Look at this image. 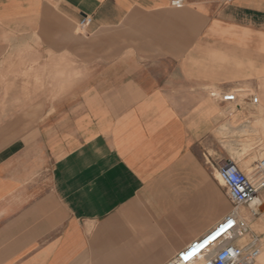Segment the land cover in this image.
Returning a JSON list of instances; mask_svg holds the SVG:
<instances>
[{"label": "crops", "instance_id": "1", "mask_svg": "<svg viewBox=\"0 0 264 264\" xmlns=\"http://www.w3.org/2000/svg\"><path fill=\"white\" fill-rule=\"evenodd\" d=\"M172 1L0 0V264H170L232 214L264 264V191L212 172L264 155V0Z\"/></svg>", "mask_w": 264, "mask_h": 264}, {"label": "built area", "instance_id": "2", "mask_svg": "<svg viewBox=\"0 0 264 264\" xmlns=\"http://www.w3.org/2000/svg\"><path fill=\"white\" fill-rule=\"evenodd\" d=\"M183 5L184 0L172 1V6L176 8H181ZM91 22L90 17L83 18L79 22V29L87 28ZM240 95H243V99L252 98L254 104L258 102V97L250 92L241 94L238 91H232L218 94L216 97L223 103L235 104L240 108ZM251 169L248 173L243 172L234 160H228L218 166L217 173L233 204L237 208L246 206L250 208L253 215H256L261 207L256 200L264 191V158L258 160ZM248 234L247 223L239 219L236 214H232L204 239L189 246L170 264H189L195 257H190L189 252L195 250L198 245H202L201 250L205 248L202 257L206 258V261L203 264H253L261 253L259 238L252 236L241 246L235 244L237 240H245ZM215 248L219 250L213 254L212 251Z\"/></svg>", "mask_w": 264, "mask_h": 264}, {"label": "rangeland", "instance_id": "3", "mask_svg": "<svg viewBox=\"0 0 264 264\" xmlns=\"http://www.w3.org/2000/svg\"><path fill=\"white\" fill-rule=\"evenodd\" d=\"M209 92L214 94V95H218L221 93V91H217L214 88L209 89ZM229 92V91H228ZM239 93H244L246 91H238ZM222 93H226V92H222ZM243 95H240V98H242ZM37 100V98H28V111L34 110V106H35V101ZM241 103V102H240ZM247 122V120H236L233 124L234 127L238 126L239 124H245ZM252 129H254L256 127V125H251ZM250 128L246 129V132L243 135H236L237 136V143L242 146L244 148V154L242 156L237 157V160L243 159L247 154L251 153V148L255 147L257 145V142L251 141V134L249 132ZM225 134H221V140H224ZM264 143V140H263ZM223 145H226V143H224ZM264 144H262L261 146H263ZM260 158H264V156H261ZM245 166L243 168H241V170H246L247 173L250 172L253 167V163L252 161H242ZM241 162V163H242ZM222 162H220L218 165H215V167L212 169V172L214 174V176L216 175L217 172V168L218 166L221 164ZM225 188V187H224ZM226 190V189H225ZM245 243V240H237L235 242L236 245L241 246L242 244ZM198 264H202V262H199Z\"/></svg>", "mask_w": 264, "mask_h": 264}, {"label": "bare ground", "instance_id": "4", "mask_svg": "<svg viewBox=\"0 0 264 264\" xmlns=\"http://www.w3.org/2000/svg\"><path fill=\"white\" fill-rule=\"evenodd\" d=\"M262 155V154H261ZM260 155V156H261ZM264 156V155H263ZM219 176V175H218ZM219 179H220V181H221V184L223 185V182H222V180H221V178L219 177ZM256 203L257 204H260V203H262L261 202V200L260 199H257L256 200ZM241 218V217H240ZM208 245H210V244H208ZM201 248H202V245H198L196 248H195V254L193 255L192 253H193V251L194 250H191V252H189L190 253V257H193V256H195L194 258H193V261H191L189 264H197L198 262H202V264L206 261V258H204V257H202V253L204 252V250H205V248H203L202 250H201ZM207 248V247H206ZM201 250V251H200ZM198 258H199V260H198ZM262 259V258H261Z\"/></svg>", "mask_w": 264, "mask_h": 264}, {"label": "snow or ice", "instance_id": "5", "mask_svg": "<svg viewBox=\"0 0 264 264\" xmlns=\"http://www.w3.org/2000/svg\"><path fill=\"white\" fill-rule=\"evenodd\" d=\"M213 238H215V237H213ZM193 255L195 254V250L193 251V253H192ZM187 258V257H186Z\"/></svg>", "mask_w": 264, "mask_h": 264}]
</instances>
